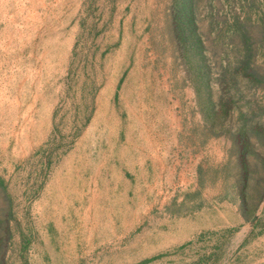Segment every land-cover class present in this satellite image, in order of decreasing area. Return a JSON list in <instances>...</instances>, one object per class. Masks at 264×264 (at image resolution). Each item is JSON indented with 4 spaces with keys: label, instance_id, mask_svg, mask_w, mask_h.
<instances>
[{
    "label": "rangeland",
    "instance_id": "rangeland-1",
    "mask_svg": "<svg viewBox=\"0 0 264 264\" xmlns=\"http://www.w3.org/2000/svg\"><path fill=\"white\" fill-rule=\"evenodd\" d=\"M0 264H264V0H0Z\"/></svg>",
    "mask_w": 264,
    "mask_h": 264
}]
</instances>
